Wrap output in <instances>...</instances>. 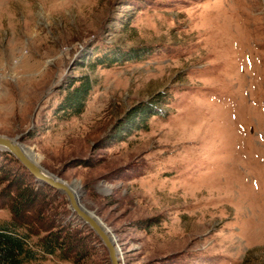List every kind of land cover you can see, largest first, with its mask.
Returning <instances> with one entry per match:
<instances>
[{
  "label": "rangeland",
  "instance_id": "obj_1",
  "mask_svg": "<svg viewBox=\"0 0 264 264\" xmlns=\"http://www.w3.org/2000/svg\"><path fill=\"white\" fill-rule=\"evenodd\" d=\"M0 136L79 182L122 264H264V0H0ZM18 168L0 156V203ZM90 232L79 263L36 264H111Z\"/></svg>",
  "mask_w": 264,
  "mask_h": 264
},
{
  "label": "trees",
  "instance_id": "obj_2",
  "mask_svg": "<svg viewBox=\"0 0 264 264\" xmlns=\"http://www.w3.org/2000/svg\"><path fill=\"white\" fill-rule=\"evenodd\" d=\"M141 53L134 49L129 54H117L120 56H115L112 61L100 58L98 63L110 66L113 62L137 61L144 56ZM73 87L69 88L60 105V110L69 117L80 116L84 112L91 92V82L86 78L79 86ZM149 113L148 109H138L128 121L133 123L138 118L145 119ZM0 156L9 158L19 167L17 172L9 173L4 178L7 180L12 176L14 180L4 192L6 202L0 203V209L6 208L11 214L9 221L0 222V264H36L49 257L79 263L80 258L89 255L90 247L81 234L91 230L82 223L77 228L72 222H67L72 215L70 209L67 212L50 213L51 203L62 194L36 182L9 153L0 151ZM62 197L63 204L69 205L66 197ZM90 235L101 243L92 231Z\"/></svg>",
  "mask_w": 264,
  "mask_h": 264
},
{
  "label": "water",
  "instance_id": "obj_3",
  "mask_svg": "<svg viewBox=\"0 0 264 264\" xmlns=\"http://www.w3.org/2000/svg\"><path fill=\"white\" fill-rule=\"evenodd\" d=\"M19 139V136L15 138L0 136V151L9 153L17 159L40 185L49 186L64 195L69 202L72 216L87 226L101 241L108 252L110 263L122 264V252L116 237L99 217L83 205L81 193L74 187V183L78 181L69 184L47 171L33 156L35 152L27 148Z\"/></svg>",
  "mask_w": 264,
  "mask_h": 264
},
{
  "label": "bare ground",
  "instance_id": "obj_4",
  "mask_svg": "<svg viewBox=\"0 0 264 264\" xmlns=\"http://www.w3.org/2000/svg\"><path fill=\"white\" fill-rule=\"evenodd\" d=\"M74 187H75V189H76L77 191H79L80 187H79L77 184L74 185Z\"/></svg>",
  "mask_w": 264,
  "mask_h": 264
}]
</instances>
